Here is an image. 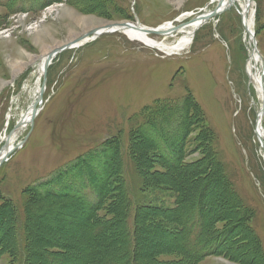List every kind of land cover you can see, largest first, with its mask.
<instances>
[{
	"label": "rangeland",
	"instance_id": "obj_1",
	"mask_svg": "<svg viewBox=\"0 0 264 264\" xmlns=\"http://www.w3.org/2000/svg\"><path fill=\"white\" fill-rule=\"evenodd\" d=\"M7 1L0 0V149L39 94L41 66L50 52L46 51L95 26L139 22L149 29L167 25L174 29L189 23V14L194 17L217 6L215 0H56L42 11L26 12L31 10V0H11V9L5 6ZM238 10L240 4L200 27L192 34L191 44L173 55L117 32L55 59L34 126L28 124L13 137L14 147L21 144L22 148L0 168V264H42L35 254H60L48 248L52 241H63L66 247L71 243L77 249L83 240L87 244L84 206L78 207L80 218L71 220L69 215L65 222L63 212L71 208L61 212L57 205L74 200L65 197L57 203L36 192L51 176L85 155L92 154L95 161L100 157L99 169L109 170L105 162L114 161V156L103 154L102 147L114 148L117 143L116 159L127 163L125 168L119 164L118 174L123 171L126 182L119 179L121 187L114 190L118 196L106 200L95 214L103 223L116 219L112 239L125 246L129 242L126 224L132 233L135 222L142 228L152 226L153 231H139L143 243L138 253L153 249L157 262L188 264L189 253L177 251L180 245H175L176 250L167 247L170 242L163 224L167 228V221L175 220L174 212L183 208L191 223L204 228L198 223L195 203L207 187L205 236L211 240L223 231L230 233L226 245L211 250L197 264H264V149L256 134L260 121L264 131V116L259 120L264 115V0H252L251 42ZM148 36L170 46L183 34ZM255 77L262 89L252 81ZM164 104L146 120V113ZM187 105L200 108L201 115L193 113L185 131ZM146 122L148 131L144 137L137 136L134 144L131 131ZM160 128L165 131L157 133ZM182 128L186 141L178 147L179 165L173 168L161 159L158 147L171 145L174 137L182 136ZM145 138L147 144L142 145ZM133 154L137 167L131 165ZM142 178L150 179L152 186L148 188L147 181L145 187ZM47 188L57 191V186ZM150 206L153 209L147 211ZM147 234L153 241L143 239Z\"/></svg>",
	"mask_w": 264,
	"mask_h": 264
},
{
	"label": "trees",
	"instance_id": "obj_2",
	"mask_svg": "<svg viewBox=\"0 0 264 264\" xmlns=\"http://www.w3.org/2000/svg\"><path fill=\"white\" fill-rule=\"evenodd\" d=\"M10 1L11 0H8L5 6H8L11 9L13 8V5L9 3ZM31 1L29 2L30 4L28 5L29 7H31V10L25 9L24 11L26 12L42 11L43 8L52 4L56 0H36L37 4H35L36 3L35 0H31ZM14 2L15 0H12L11 3ZM21 5H25V4H21ZM12 10L14 11V9ZM165 105L166 104L162 105V107L160 108H157L156 111L151 110V108H148V110L151 111L146 113V117H145L146 120L147 121L150 120L151 117L154 114L158 113L162 108H164ZM196 107L197 106L195 105L193 106L187 105L186 108L184 109L185 123L183 125V128L185 131L186 129L189 128V123L193 121L192 120L193 113H197L196 115L199 116L201 115L200 108L198 109L197 107L196 110ZM201 118L204 121L203 115L201 116ZM148 128H149L148 123L146 122V126L140 127L138 129H133L130 134V138L132 139V142H134L135 144L137 142L136 138L139 135H143L144 137V135L148 131ZM183 128L181 133L182 136L177 137L176 140L174 137L171 140L172 144L171 145L166 144L168 145V147H165V149H164V145L157 144V146L158 145L161 146V148L158 147V150H160L161 159L165 163H168L169 165L173 166V168L174 167L178 168L179 165L176 164L177 163L176 160L179 158L178 155H180L178 147L179 149L182 148L186 141V138L184 137L186 135V132L183 130ZM160 130L165 131L160 128L159 130H156V132L158 133L160 132ZM201 136H198L197 139H199ZM161 138L166 140L170 138V135L169 138H165V136ZM202 140L204 141V143H206L207 138L204 137V139ZM147 141H148L147 138H145V141L142 145H146ZM117 145L114 147L116 148V150H114V148H111L110 146L102 147L103 154L104 153L108 154L109 152L110 155L114 156V161L107 159V161L105 162V164L108 165L109 170L104 171L99 169L100 164H98V160L100 157L98 158L97 161H95L96 158L94 159V156L92 154L85 155L82 158L78 159L77 161L68 164L66 167L58 171L55 175L51 176L50 181L42 185L41 186L42 188L39 192H36L37 194H40V196L46 198L49 197L52 198V201L55 200L57 201V203H60L61 200L65 197L74 200V202H71L70 205L69 204L57 205L58 206L57 209L61 210V212H63V210L66 209L68 210L70 208L75 209L74 212L71 211V209L68 212L65 213L63 212V214H65L66 216L64 219L65 222H68L69 219H67V216L69 215L72 218L71 220H73L75 217L80 218V216L79 217L76 216L80 213L78 207L79 205L84 206L83 208L86 209L85 214H82L85 216V222H86L84 227V233L89 234V236L87 237L88 238L87 244L85 243L86 240H83L84 243L82 246H80L81 249H77L79 247H76L75 245H73L72 247L68 245L66 247L65 244H62L57 241L49 242L48 248L51 250L56 249L62 255L47 254V253L35 254L36 257H38L40 263L65 264L66 260L73 259L74 260L73 264L74 262H76V264H105L106 262H110V261H113L112 264H164L162 262H157L158 261L157 256H155L154 254L155 250L153 249L147 248L146 253L145 251L138 253L140 249L139 248L140 243L141 245L143 243V242H139L140 240L139 231H147V230L153 231L152 229L154 227L145 225L142 228L139 224H137V222H135L134 224L135 230L134 233H132L130 227L127 226L126 224L124 227L125 229L124 231L129 239V242L127 243V245L125 244V246H123L122 243L119 242L120 241L119 239H115V238L112 239L111 237L113 235V231L116 229L118 225L116 219H112L108 222L103 223L100 219H98L97 216H95V214H97L103 207H105L104 204L106 200L112 201L114 197L118 196V193L114 192V190L119 189L121 187V185H119L118 182L121 181L122 184L126 182L125 175H123V171H120V174H118V170H120L119 166L121 165L122 167L125 168V165H127V163H125V161H121V162L117 161L116 156L118 155V150H120V148H118ZM170 148L174 149V153H172V151L171 153L168 152V149ZM129 151H132V153L134 152L133 148L130 149ZM115 152L117 153L116 155ZM133 155H134V159H133L134 162L131 165L137 167V164L139 162L138 159L135 158V154ZM103 157H105V155ZM154 173L156 172L153 171L149 172V174L152 175ZM160 176H163V173ZM119 179L121 180L119 181ZM143 179L144 178H142L141 181L142 182L144 181L145 187L147 185V181H149L147 187L149 188L150 186H152V182H150V179H146V180ZM55 186H57V191L52 192L51 190H47L48 189L47 187H55ZM207 189L208 188L205 187L200 197L198 198L197 202L195 203L197 219L199 220L198 223L200 224L202 222L204 228L194 225L193 222L191 223V220L189 219V215L185 213V209L183 208L178 209L174 212L175 220L174 221L168 220L167 228H165V223L163 224V227L165 229L164 232H166V235L169 237V242H170L167 247L176 250L177 247H175V245L176 244L178 246L180 245L181 250H177V251H186L189 253L187 256L189 259L186 261L188 264H197L199 261L206 258L208 255H211L209 254L211 253V250L215 252V250L218 249L219 246L226 245L227 237L230 233V231H223L222 233H219L216 237L212 238L211 240L207 239V237L205 236L206 232L204 231L206 229L205 226L206 219H205V213H203L204 212L203 205L204 202L206 201V196L208 191ZM43 190H47L48 192L42 193ZM127 196L129 197L128 193ZM113 202L115 203L116 199ZM130 206L131 205L129 199H127L125 210L128 213ZM151 207L152 206L148 207L147 211L152 210L153 208ZM124 216H126V214H124ZM174 223H176L177 226L173 228ZM152 238L153 237L148 234L143 237V239L146 240L147 242L153 241ZM111 246H116L114 250H112L113 252L109 251ZM209 246L210 248H208ZM70 249L71 250L73 249L74 253L72 254L69 253ZM75 249L77 252L75 251ZM81 254H83V257H81ZM84 254H87V257H84ZM123 256L125 258L119 260Z\"/></svg>",
	"mask_w": 264,
	"mask_h": 264
},
{
	"label": "water",
	"instance_id": "obj_3",
	"mask_svg": "<svg viewBox=\"0 0 264 264\" xmlns=\"http://www.w3.org/2000/svg\"><path fill=\"white\" fill-rule=\"evenodd\" d=\"M215 2H217V6L215 7L214 10L209 11L207 13H203V14H197L196 16H194V18L192 20H190L189 23L200 22L199 27H201L202 25L208 23L209 21L215 19L217 16L222 15L224 12H226V11H228L234 7V0H215L214 3ZM247 2H248V4H247V10H248L249 7L251 6V0H247ZM193 15H194V13H192V16ZM240 15L243 17V13H240ZM243 24H244V28H245L247 34H249L250 36L251 35L253 36V33L250 30L249 26H247L245 23V18H244ZM104 27L105 28H103V29H102V27H99V28H95V29L91 30L90 32L83 33L82 35L73 39L71 42L51 50L45 56V59L43 61V65H42L43 67L41 70V73L43 76V84H42L40 93H39L36 101L34 102V104L30 108L31 112L29 114V118L26 119L27 115H24L22 117V119L20 120V122L16 125V128L14 130H12L11 133L6 137L5 144L2 147V149L0 150V168L4 163L9 161V159L11 158V155L16 150L22 148L21 144L18 145L17 147H13L11 145L12 138L16 135V133L20 129L25 127L27 124H29L31 127H33L36 117L39 115V113L42 110L43 94L45 92L46 82H47V73H48V70H49L50 66L52 65V62L55 59V57H58L60 54L66 52L68 50L79 48V47H81V46H83V45H85L91 41H94L102 35H109V34H113V33L118 32V30H112L113 28H121V29H129V30L133 29V30L140 31V32L153 33L154 35L161 33L160 31H157V29L154 30V29H149V28L143 27L139 22H136V23H133V22L112 23V24H108ZM182 27L183 26H180V27L174 28V29H180ZM254 44H255V47L253 49L255 52V51H257L256 41H254ZM262 99L264 102V96L262 97ZM261 110H263V109H261ZM261 116H263V113H261ZM259 139L261 140V136H259ZM262 145L264 148V144H262Z\"/></svg>",
	"mask_w": 264,
	"mask_h": 264
},
{
	"label": "bare ground",
	"instance_id": "obj_4",
	"mask_svg": "<svg viewBox=\"0 0 264 264\" xmlns=\"http://www.w3.org/2000/svg\"><path fill=\"white\" fill-rule=\"evenodd\" d=\"M246 1V0H245ZM236 4H240V6H241V11H242V13H243V17L245 18V23H246V25L247 26H249V28H251V23H252V19L249 17V10L248 11H246L247 10V2H244L243 3V1L242 0H234V5H236ZM203 14V13H202ZM197 14H195V16H196ZM189 16H192V14H189ZM218 17V16H217ZM194 17L192 16V19H193ZM243 18V19H244ZM171 25H167V26H164V27H161L160 29H157V31H160L161 33L160 34H157V35H170V36H172L173 34H174V32H178L179 34H183V37H181L175 44H173V45H170V46H168V45H164V44H159L158 42H156V41H154V40H152V39H150L149 38V34H153V33H146V32H140V31H136V30H133V29H121V28H113L112 30H118V32H120V33H124V34H126L128 37H130L131 38V40H133V41H136V42H140V43H142V44H144V45H146L147 47H151V46H156L157 47V49H159L160 51H162V52H164V53H166V54H168V55H173V54H175V53H178V52H182V50H184V49H186L190 44H191V37H192V34H194V32H195V30H197V28L200 26V22H195V23H187L184 27H182V28H180V29H173V28H171L170 27ZM98 27V26H97ZM96 26H95V28H97ZM94 28V29H95ZM103 28H105L104 26L102 27V29ZM189 29L188 31L187 30H185V29ZM91 30H92V28H91ZM191 30H193V32H191ZM251 30V29H250ZM167 32H169V33H167ZM176 34V33H175ZM252 36V35H251ZM51 50H53V49H50V50H48V51H46L45 53H47V52H49V51H51ZM256 56V55H255ZM258 59L255 57V61H257ZM42 67L43 66H41V70H42ZM249 68V67H248ZM17 69V68H16ZM249 70H251V66H250V68H249ZM19 71H16V72H14L15 74H17ZM254 77V76H253ZM254 80H255V82H256V84H257V86H259L260 85V80H259V78H257V77H255L254 78ZM105 90V89H104ZM260 90V89H259ZM31 108V107H30ZM29 108V111L25 114V115H27L26 117V119H28L29 118V114H30V112H31V109ZM258 132H257V135L259 134V135H261L262 136V138H264V131L262 130V127H261V121H260V127H259V129L257 130ZM141 148V147H140ZM201 183V182H200ZM228 190V189H227ZM214 193V192H213ZM220 194V193H219ZM230 196V195H229ZM231 197V196H230ZM13 198V197H12ZM214 199V198H213ZM234 199V198H233ZM224 201V200H223ZM215 202V201H214ZM233 202V201H232ZM235 202H236V200H235ZM229 204V203H228ZM237 204V203H236ZM17 206V205H16ZM237 206V205H236ZM228 207H230V206H228ZM231 210V209H230ZM238 214H240V213H238ZM223 217H225V216H223ZM239 217V216H238ZM43 218H44V216H43ZM237 218V217H236ZM40 220H41V216H40ZM56 225V224H55ZM7 226V225H6ZM8 228V227H7ZM54 228V227H53ZM241 229V228H240ZM7 230H5V232H6ZM238 233V232H237ZM9 236V235H8ZM8 240H9V238H8ZM61 242V241H60ZM66 241H64V243H65ZM62 243H63V241H62ZM65 244H67V243H65ZM71 244V243H70ZM69 244V245H70ZM65 248V247H64ZM65 250V249H64ZM76 250V249H75ZM67 251H68V249H67ZM148 251H150V250H148ZM145 253H146V251H145ZM149 253V252H148Z\"/></svg>",
	"mask_w": 264,
	"mask_h": 264
}]
</instances>
